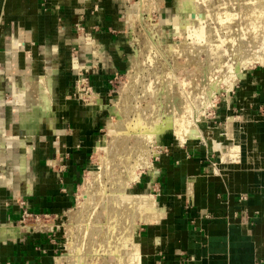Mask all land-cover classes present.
<instances>
[{
	"label": "crops",
	"instance_id": "0c3cea01",
	"mask_svg": "<svg viewBox=\"0 0 264 264\" xmlns=\"http://www.w3.org/2000/svg\"><path fill=\"white\" fill-rule=\"evenodd\" d=\"M140 2L0 0V264H59L51 235L22 217L56 220L75 205L109 80L125 68L127 16ZM151 2L161 12L173 0ZM260 65L229 156L206 142L169 143L151 162L143 197L153 216L135 228V264H264Z\"/></svg>",
	"mask_w": 264,
	"mask_h": 264
},
{
	"label": "rangeland",
	"instance_id": "374dc122",
	"mask_svg": "<svg viewBox=\"0 0 264 264\" xmlns=\"http://www.w3.org/2000/svg\"><path fill=\"white\" fill-rule=\"evenodd\" d=\"M208 2L209 0H198L199 9L194 11L186 8L181 10L178 4L179 0H173L172 3H166L164 5L166 9L160 12L150 10L151 0H141L136 13L127 16L130 28H127L124 36L125 68L114 74L109 80L108 90L102 101L101 119L95 129L94 150L91 161L80 178L75 205L56 220H53L49 215L33 212H28L22 217L30 228H36L47 232L49 236L51 235L50 239L57 247L56 257L59 264H124L121 258L119 259V254L109 250L110 247L106 243L111 241L116 244L117 241L122 240L126 249L127 246H131V241L135 243V236H130V238L125 236L124 238L128 237L127 241L122 238L121 233L117 234L115 227L119 225L111 223L109 219L111 214L107 211L111 207V203L100 200L101 204L95 207L92 205L84 207L81 219L75 218V215L78 211V203L82 200L80 195L84 179L87 176L86 173L89 170L99 169L98 160L100 158L97 157L102 154L99 151V146L108 142L109 155L114 156V160H118L119 157H127L134 147L136 138L138 139L134 132L138 128L133 125L138 116L141 115L145 119L143 123L146 120H154V123L162 126L171 120L167 129L154 141L157 154L152 159L150 158L152 166L160 154L166 150L169 143L206 142L210 147H213L214 152H221L223 159L229 156L231 147L229 140L233 139L232 123L242 113L245 97H249L253 93L249 80L254 74L253 72L261 67L260 64L264 60L246 65L235 76L231 73L233 68L228 69V67L238 61V55L242 52L236 50L239 40L237 35L244 36L248 47L251 48L250 53L257 55L258 48L264 45V17H256V21L253 19L246 24L238 16L233 20L239 25L237 28L230 24H234L232 20L229 21V25H232L231 28L230 26L226 28L224 23L219 29V37L212 36L209 42L207 37L199 38L194 34L195 27L192 26L191 29L184 30L178 24L183 21H197L200 28L213 27L216 22L205 11ZM243 11V8L239 9V12ZM237 18L241 23L237 22ZM254 21L255 24L258 23L257 27L260 30L253 38L246 32L251 31ZM250 23L251 25H249ZM230 36L235 37L232 38L234 41L229 40ZM261 36L263 39H260ZM186 45H191L192 49L196 48L197 51L201 47L206 50L201 48L203 50H200L201 53L195 50L194 54L192 53L190 56L185 49ZM233 45L235 46L233 47ZM228 47L229 50H225ZM227 72L230 74L226 75ZM244 77H246L247 83L246 88L243 89L245 86L243 84L246 81ZM75 94L77 98H83L85 95H88L89 98L91 91L78 89ZM118 103L121 109L124 108V115L117 117L111 110ZM112 121H119L126 128H120L114 134L112 133V129L114 130ZM176 121L183 124L186 122L188 128L198 132L197 135L187 137L186 134L184 141L177 140L174 130ZM236 124L238 123H234L235 126ZM138 130L142 131V128L139 127ZM218 142H221L220 145ZM148 170L143 168L140 171L139 178L126 188L123 197L137 198L139 195V197H143L146 194H151L147 184L150 178ZM112 173V177L117 174L116 171H112ZM94 182L98 183L97 186H101L103 183L104 193H110L113 190L105 175L102 176L101 182L98 180ZM69 248L73 251H70ZM116 255L118 258L115 257Z\"/></svg>",
	"mask_w": 264,
	"mask_h": 264
},
{
	"label": "bare ground",
	"instance_id": "6f19581e",
	"mask_svg": "<svg viewBox=\"0 0 264 264\" xmlns=\"http://www.w3.org/2000/svg\"><path fill=\"white\" fill-rule=\"evenodd\" d=\"M178 4L180 5L181 10L184 8H186L188 10L192 9L194 11L199 9V7L197 5L198 0H179ZM240 7L244 9L243 12H239V9H241ZM205 11L208 12L209 16H211L212 19L215 20L214 22H216V23H214L215 25L213 27L211 26V27L200 28L198 26L199 23L197 21H189V22L186 21L185 22L182 20L183 22H179L178 24L181 25L182 26L181 28L184 30L189 29V28L191 29L192 26L195 27L196 30H195L194 34H196V36L199 38H201V37L206 38L207 37L208 38L207 40L209 41L212 38V36H215V37L218 36V33H220L219 29L223 26L224 23L227 26L226 28H229V26H230L229 21L232 20V22H234L233 20H235V18L238 16H239V19L240 18L243 19V22L246 24L249 23L253 19L255 20L256 17H260V16L264 17V0H209L207 7L205 8ZM239 19L237 22H239ZM255 21H254V23H252L253 25H251V23L249 24V25H251V31H248V32L245 31L246 34L248 33V35H250V37H253V38H254V36H256L257 31L260 30L257 27L258 23L255 24L256 23ZM182 23H184V24H182ZM197 23H198V25H197ZM239 23H241V22H239ZM230 24H232L234 26V28L235 27L237 28L239 26L236 22H234L235 25L233 23H230ZM196 25L198 26V28ZM232 25L230 26V28L232 27ZM229 33H228V35H229ZM246 34H244V35H246ZM237 36H238L237 38L239 40L237 41L238 47L236 46V50H241L242 52H241V54L238 55V61L236 63H234L233 65H231L230 67H228V69L233 68L231 71V73L234 74L233 76H235V74L238 71H240L241 69H243V67H245L246 65L248 66L249 64H253L255 62L257 63L258 61L262 62L264 59V45H261V46L259 45L260 47L258 48V51L256 52L257 55H254V54L250 53L251 48L248 47L247 40L244 38V36H242V35H237ZM227 37H229V36H227ZM262 37L263 36H261L260 39H263ZM222 38H224V37H222ZM232 38L234 39L235 37L230 36L229 40L230 39L232 40ZM232 41H234V40H232ZM256 41H258V40L256 39ZM189 44H191V43H189ZM205 44H206V42H205ZM234 46L235 45H233V47ZM201 48H200V50L203 49V48L202 49ZM185 49H186L187 53L190 54V56L196 50V48L192 49L191 45L190 46L186 45ZM200 50L199 51L196 50V51L201 53ZM225 50L228 51L229 47L226 48ZM253 53H255V52H253ZM228 71H230V70H228ZM228 74H230V73L227 72L226 75H228ZM242 82H243V80H242ZM115 108H112V110H111L112 112L115 113L114 116L118 117L119 115H124L123 114L124 108L121 109L119 106V103L116 104ZM171 114H172V112H171ZM139 117H140V119H139ZM142 119L143 118L140 115V116H138V119L136 118V120H137V121H135L136 123L135 122H134L135 124L133 123V125H136L135 127H137L138 129H139V127H141L142 131H139L138 129L134 131L135 135L138 137V139L137 138H136V140L134 139L135 140L134 147H133L132 151H130V153L127 157H122V158L119 157L118 160H116V159L114 160V156L109 155V151H110L109 147L110 146H109L108 142H105L104 144L99 146V151H100V153H102V154H100V156L97 157L98 159L100 158L98 160V162H99L98 164L100 165L99 169L96 171L89 170L86 173L87 176L84 179L82 189H81L82 193L80 195L82 200H80L78 203V211L76 212L77 214L75 215V218L81 219L82 218L81 217L82 209L84 207H90V205L95 207L96 205L101 204L99 202L100 200L106 201V202L109 201L111 203V207L107 210L111 214V217L109 219H110L111 223H116L117 225H119L118 227H115V230L118 232L117 234L121 233V236L123 235L122 238H124L125 236H129V238H130V236L131 237L133 235L135 236L136 226H138V224H140L141 222H147V221L151 220V218L153 216L151 214L152 208L150 205V200L147 197H139L138 196L137 198H135V197L125 198L123 196L125 195L126 188H128L133 181H135L139 178L140 171L143 170V168H145V169L150 168L151 162H152L150 160V158L152 159L156 154L154 141L156 140V137L158 135H160L162 132H164L167 129V127L169 126V122L171 121V120H169L168 123H166L165 125L162 126L156 122L154 123V120H146L143 123V121L145 119H143V120ZM231 121H233V120H231ZM115 122H117V123H115ZM115 122L112 121L113 126H114V130L112 129V131H113L112 133L115 134V132L119 131L120 128H126V126H124V124L119 123V121H115ZM177 122L178 121L175 122L176 123V129H174L175 130V136H176L177 140L184 141L183 139L185 138L186 134H187V137L188 136L194 137L197 135L198 132L195 129L191 130L190 128H188V126H186V124H187L186 122L184 124L181 122L180 123H177ZM171 123H173V122H171ZM117 128H119V129H117ZM131 129H133V128H131ZM125 131L127 132L126 129H125ZM234 144L236 146H238L236 143H234ZM112 165H113V167H110ZM112 171L117 172L116 175L114 174L115 177L111 176ZM103 175L107 176L109 184L112 185V187H113L112 188L113 190H111L110 193H104L103 183H101V186H97L98 183L96 182L97 183L96 184L94 182L95 180H98L101 182V178ZM114 185H115V187H114ZM105 210H106V208H105ZM78 228H79V226L77 227V229ZM106 232H108V231H106ZM112 232H114V231H112ZM112 232H110V233H112ZM127 238H124V239L127 240ZM103 240H104V238H103ZM108 240H109V238H108ZM110 240H111V238H110ZM115 240H117V239H115ZM117 242L118 243L114 244V242L111 243V241L110 242L107 241L106 245H108V247H110L109 250L111 249V251H114L115 253H117V255L119 254L118 257H119V259L121 258V260L124 262V264H135L133 262V260H131V258H130V253L133 250L134 242L131 241L130 242L131 246H127L126 249H125L126 245L122 240H119ZM109 245H111V246H109ZM70 248H73V247L70 246ZM70 248H69V250H70ZM76 249H77V247H76ZM70 251H73V250H70ZM117 255L115 257H117Z\"/></svg>",
	"mask_w": 264,
	"mask_h": 264
},
{
	"label": "built area",
	"instance_id": "2783aa9c",
	"mask_svg": "<svg viewBox=\"0 0 264 264\" xmlns=\"http://www.w3.org/2000/svg\"><path fill=\"white\" fill-rule=\"evenodd\" d=\"M28 214V213H27ZM26 213H25V215H27Z\"/></svg>",
	"mask_w": 264,
	"mask_h": 264
}]
</instances>
